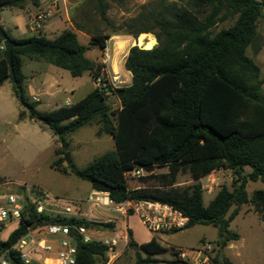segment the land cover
<instances>
[{
    "label": "trees",
    "instance_id": "16d2710c",
    "mask_svg": "<svg viewBox=\"0 0 264 264\" xmlns=\"http://www.w3.org/2000/svg\"><path fill=\"white\" fill-rule=\"evenodd\" d=\"M124 1L84 0L74 10L73 26L90 37L89 45L83 44L71 29L53 39L44 35L15 39L6 33L19 46L12 52V69L4 48H0V86L11 82L15 97L27 109L20 112L19 119L40 122L49 128L62 143L57 150L60 156L66 152V136L86 125L97 124L99 136L114 138L116 150L84 168L70 165V172L89 182L93 191L108 193L117 204L131 200L169 205L188 218L184 229L196 225L217 228L218 244L224 249L229 242L240 239L239 234L230 230L240 207L251 204L264 220V190H255L251 197L246 190L249 182L264 184V75L254 58L247 55L259 36L264 0H159L155 5H143L136 17L116 27L107 13L113 3ZM28 4L38 6L39 0H0V10L23 9ZM95 16L112 27V34H104L95 23ZM227 21L232 25L213 33L215 26ZM142 33H153L158 44L152 49L142 45L139 46L143 48H130L124 62L125 70L131 74L129 86L96 87L81 101L48 112L39 111L38 102L26 98L24 57L67 70L73 77L88 74L95 81L105 65L91 60L87 51L91 47L105 50L107 40L113 36L137 39ZM259 50L256 47L254 54ZM111 94L119 101L118 109L108 102ZM64 162L60 157L54 166L68 174ZM136 169L147 171L150 179L167 190L150 189L143 176L128 174ZM156 169L168 172L152 175ZM222 169L237 177L234 188L223 187L207 205L202 185L189 189L174 187L180 173L206 176ZM233 206L236 208L229 214ZM33 224L35 228L74 225L88 231L114 228L111 223L83 217L38 213L36 206L26 199L18 228L0 241V255L9 251L12 264H25L15 245ZM4 229L5 224H1L0 233ZM127 235L128 246L136 249L134 264H156L159 261L153 256L168 250L155 237L139 245L131 230H127ZM76 248L75 264L108 262V248L101 240L85 243L77 235ZM223 264L234 263L224 259Z\"/></svg>",
    "mask_w": 264,
    "mask_h": 264
},
{
    "label": "rangeland",
    "instance_id": "374dc122",
    "mask_svg": "<svg viewBox=\"0 0 264 264\" xmlns=\"http://www.w3.org/2000/svg\"><path fill=\"white\" fill-rule=\"evenodd\" d=\"M158 2L159 0H125L123 3H113L107 15L112 25L119 27L136 17L143 5L151 3L155 5ZM8 15V11L1 12L3 17ZM94 21L99 24L104 34H112V27L100 22L98 16L94 17ZM230 25H232L231 21L219 23L213 28V33L216 34ZM258 33L256 45L247 50V55L250 57L255 55V48L258 45L260 48L264 47V19L258 23ZM142 35H148L154 39L153 47L158 44L153 33H142L139 37ZM47 36L51 37V35ZM119 36L128 39L133 46L142 45L144 47L142 40L137 41L139 37L135 39L127 35ZM80 38L83 44H90V40L86 37L81 36ZM121 45L125 46L124 50L117 49L115 41H110L101 56L102 63L105 65L103 75L111 81L109 85L113 88L126 87L131 84V74L124 68L129 44ZM142 46L139 47L143 48ZM91 49L95 48L91 47ZM97 51L98 49L91 50L87 56L96 58L99 56ZM30 66L40 68L42 72L37 75L32 84L29 81L26 82L25 96L30 102H34L33 97H37L39 99L37 109L41 112L53 111L68 105V99L72 104L77 103L96 86L95 81L88 74L73 77L67 70L43 61L27 59L24 67L26 75H29ZM261 67L262 75H264V64H261ZM51 84H54L53 87H50ZM51 92L58 93L49 95ZM108 102L113 109H118L120 105L117 97L112 94L109 95ZM22 110L26 111L27 109L15 97L11 82L6 81L0 86V176L7 184L0 180V191L23 195V203H26V199H28L36 208L42 206L43 213H47L51 217H83L99 223L113 224L114 228L112 229H92L89 232L97 240L119 235L122 240L111 264H134L136 249L128 246L129 238L127 230H124L126 220L121 216L122 213L91 204L90 198L93 195L91 184L72 174L70 165L66 161L63 163V167L68 169V174H64L54 166L60 157L64 158L68 153L77 168H84L105 153L116 150L114 138L109 135L99 136L97 134L98 125L89 124L66 136V152L60 156L57 154V150L62 146L59 138L40 122L29 119L20 120L19 114ZM167 172L168 169H156L152 175H161ZM150 175L148 173L143 176L148 188L167 190V188L161 187L156 180L150 179ZM236 180L237 177L226 169L214 171L206 176H195L187 171L178 175L174 187L189 189L195 184L202 185L204 203L207 205L223 187L232 190ZM38 189L41 191H37ZM246 190L251 197L255 190H264V184L261 181L249 182ZM67 208L71 209L70 214H65ZM235 208L236 206H233L229 214ZM125 210L127 211L126 215H130L132 210L128 206ZM130 224L138 240L148 238L146 229L141 226L137 218L131 219ZM18 226L19 223L16 222L5 223V229L0 233V241H5ZM29 230L33 231L36 236H43L45 231L41 227L35 228V224L31 225ZM230 230L239 234L240 239L233 242L229 249L220 247L218 244L219 231L211 225H196L175 233L156 234L159 242L168 250L154 255L153 258L159 261L156 264H173L176 261L204 264L203 260L206 256L208 257L206 264H214V261L217 264H223L224 259H228L234 264H264V220L254 212L251 204L240 207L239 214L230 223ZM206 245H210V249L205 251L206 255L197 258L196 251L203 250ZM52 247L54 252L58 250L57 244H52ZM181 255H184V259ZM33 256L44 264H58V257L54 254L37 252Z\"/></svg>",
    "mask_w": 264,
    "mask_h": 264
},
{
    "label": "built area",
    "instance_id": "2783aa9c",
    "mask_svg": "<svg viewBox=\"0 0 264 264\" xmlns=\"http://www.w3.org/2000/svg\"><path fill=\"white\" fill-rule=\"evenodd\" d=\"M58 6L56 4L30 19L29 28L33 32H39L43 26L52 18ZM3 48V47H0ZM104 73V70H103ZM102 75L95 80V85L98 88H104L111 81ZM36 101V98H33ZM132 177H140L148 174L144 169H136L128 172ZM1 185V184H0ZM41 191V190H37ZM24 197L19 194H8L0 191V225L7 222L19 223L22 219L24 209ZM90 203L103 208L114 209L123 215L127 214L125 208L128 206L134 214L137 215L140 222L151 233L172 232L175 230L184 229L188 224V218L180 211L172 208L169 205L152 202H135L128 200L124 203H114L109 199L108 193L95 191L90 198ZM38 213H43V207L36 208ZM72 211L67 208L65 214H70ZM44 229L43 236L34 235L30 231L26 236L20 239L15 245L18 251L20 260L25 264H44L34 258L37 252L54 254L58 257V264H75L77 256L76 236H81L85 243L95 240V237L84 227H77L74 225L65 224H50L41 227ZM126 239V238H124ZM119 235L111 238H103L101 241L108 248V263L111 264L113 258L116 257L119 243L121 242ZM52 244L58 245V250L54 252ZM210 249V245L203 247V250H198L196 253L198 257L206 255L205 251ZM10 252L0 255V264H12L11 260L7 257ZM184 259V255H181ZM208 262L206 256L203 263Z\"/></svg>",
    "mask_w": 264,
    "mask_h": 264
},
{
    "label": "crops",
    "instance_id": "0c3cea01",
    "mask_svg": "<svg viewBox=\"0 0 264 264\" xmlns=\"http://www.w3.org/2000/svg\"><path fill=\"white\" fill-rule=\"evenodd\" d=\"M83 1L84 0H39V5L38 6H34L33 4H28L23 9L14 8V9L0 10V24H1L2 28H3V30L11 38H15V39H25V38H29V37H33V36H38V35H44L47 38L53 39L56 36H58L61 32H63L64 30L71 29V30H74V31H76L78 33L79 38L81 36H84L88 40H90L89 36H87L86 34H84L82 32H78L77 30H75V28L73 26V23L71 21V15L73 14L74 10L79 5H81V3ZM53 4H56L58 6V8L55 11L54 15L52 16V18L43 26V28L39 32L31 31L30 28H29L30 19L33 16L39 14L40 12H43V11L49 9L51 7V5H53ZM3 11H8L9 15L8 16H4V17L1 16V12H3ZM4 27H6V28H4ZM47 35H51V37H48ZM110 41H115V45H119V44L128 45L129 44V50H130L131 47H133V44H130L128 39H124L121 36H113L111 39L107 40V47H108ZM85 45H88V44H85ZM258 48L260 50H259V52L256 55L253 56V58L256 61L257 65L261 69L262 68L261 64H264V47L260 48V46L258 45L257 49ZM96 49H98V48L88 50L87 54L90 53L91 50L94 51ZM129 50L126 53V57L128 55ZM97 52H99L98 53L99 56H97L96 58H92L91 57L90 59L93 60V61H96V62H102L103 59H102L101 56L103 54V50L98 49ZM27 59L28 58H25V57L23 58V74H24V76L26 78L25 79V84H26L27 81H29L32 84L33 81L35 80V78L37 77V75H39L42 72V70L40 68L38 69L35 66H30L29 75H26L25 72H24V67H25V61ZM29 60H31V59H29ZM38 62H41V61H38ZM261 72L263 73L262 69H261ZM53 85L54 84H51L50 87H53ZM95 88H96V86L94 87V89ZM263 88H264V85H263ZM57 93L58 92H51V93H49V95H55ZM35 98H36V101H34V102H39V99L37 97H35ZM67 104L68 105H72L71 100L68 99L67 100ZM22 111H24V110H22ZM0 179L2 180V182L4 184H7L2 176H0ZM94 192L95 191H93V193ZM121 216L126 220V225L124 227V230L125 231L126 230H131L132 233H133L134 239L136 240V242L139 245L150 242L152 240V238H154V237L157 239L156 234H160V233H156L155 234V233H151L150 231H148L146 229V227L140 222V220L138 219L136 214L126 215V216L122 214ZM133 218H137L138 221L140 222L141 226L146 229L147 234L149 235L146 240H138V238L135 236V232H134V230H133V228H132V226L130 224V220L133 219ZM89 220H91V219H89ZM233 242H235V241L229 242L228 246L226 248H224V249H229L233 245Z\"/></svg>",
    "mask_w": 264,
    "mask_h": 264
},
{
    "label": "water",
    "instance_id": "95a60500",
    "mask_svg": "<svg viewBox=\"0 0 264 264\" xmlns=\"http://www.w3.org/2000/svg\"><path fill=\"white\" fill-rule=\"evenodd\" d=\"M0 38L3 40V48L5 50V55H6V59L8 61L9 67L12 69V52L14 48L19 46V44L14 42L8 37L6 32L3 30L1 24H0ZM64 159L68 163V165L72 164L70 155L68 153L65 154ZM0 254H1V250H0ZM7 257L11 258V254L9 253ZM173 264H190V263H187L184 261H176Z\"/></svg>",
    "mask_w": 264,
    "mask_h": 264
},
{
    "label": "bare ground",
    "instance_id": "6f19581e",
    "mask_svg": "<svg viewBox=\"0 0 264 264\" xmlns=\"http://www.w3.org/2000/svg\"><path fill=\"white\" fill-rule=\"evenodd\" d=\"M142 44L144 45L145 49H152L153 45H154V39L151 37V36H148V35H145L142 37ZM115 47V46H114ZM113 47V48H114ZM117 49H121V50H124L125 49V46L124 45H117ZM119 50V51H121ZM117 52V51H116ZM120 53V52H119ZM118 53V54H119ZM116 55V54H115ZM116 57V56H115ZM119 59V58H118ZM115 60V59H114ZM116 64V62H115ZM116 71V70H115Z\"/></svg>",
    "mask_w": 264,
    "mask_h": 264
}]
</instances>
